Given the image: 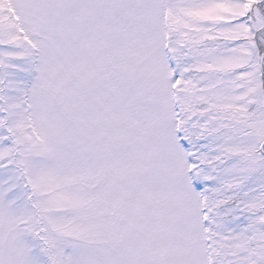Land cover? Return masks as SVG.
Masks as SVG:
<instances>
[{"label":"snow or ice","instance_id":"6c2138e0","mask_svg":"<svg viewBox=\"0 0 264 264\" xmlns=\"http://www.w3.org/2000/svg\"><path fill=\"white\" fill-rule=\"evenodd\" d=\"M0 264H264V0H0Z\"/></svg>","mask_w":264,"mask_h":264}]
</instances>
